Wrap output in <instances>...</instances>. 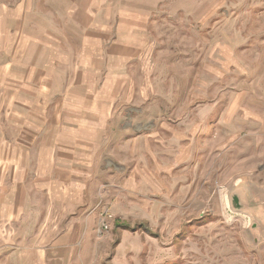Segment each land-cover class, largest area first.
Returning <instances> with one entry per match:
<instances>
[{"label":"rangeland","instance_id":"rangeland-1","mask_svg":"<svg viewBox=\"0 0 264 264\" xmlns=\"http://www.w3.org/2000/svg\"><path fill=\"white\" fill-rule=\"evenodd\" d=\"M55 140L96 154L76 209ZM0 264H264V0H0Z\"/></svg>","mask_w":264,"mask_h":264},{"label":"crops","instance_id":"crops-1","mask_svg":"<svg viewBox=\"0 0 264 264\" xmlns=\"http://www.w3.org/2000/svg\"><path fill=\"white\" fill-rule=\"evenodd\" d=\"M135 48L127 43L122 44H109L107 48H100V53L104 52L105 58L107 59H117L121 61L130 60L133 57H137L141 49ZM135 57V58H136ZM59 111H55L56 124L51 129L60 130L62 126L59 124ZM81 126H78L80 130ZM85 129V128H84ZM33 143V141L31 142ZM92 144L90 142H85V146L78 144L73 141L64 142L55 140L52 146H40L39 151L34 155L40 158H45L44 163H53L54 159H59L58 162L71 166L68 173H66L62 179H55L49 186L45 187L46 194L49 195L51 203L54 202L53 208L55 209L57 204L64 205L68 200H73L74 206L71 209L78 208L77 204L80 201L77 200L78 197L83 196L88 198V196L97 197L98 187L95 184V171L89 170V166L95 163L96 154L89 153L88 146ZM53 148V149H52ZM76 149H83L85 152L82 154L81 151ZM50 165V164H49ZM83 174V176H81ZM50 179V175L47 176ZM44 190V189H43ZM101 195L100 197H102ZM88 207V200L84 202L81 208ZM91 211V210H89ZM97 210H92L93 214L97 213ZM71 216L70 218H75L66 224L63 232L57 236H54L53 242L51 244V252L53 254V260L56 258L64 259L69 257L74 253V247L77 244V240H81V243H85L90 240L92 236H96L97 228L94 227V219L89 220L93 217L82 216ZM76 222L75 224H71ZM96 225V224H95ZM95 231V233H94ZM43 253V252H42ZM76 257V256H75ZM73 257L72 259H75Z\"/></svg>","mask_w":264,"mask_h":264},{"label":"built area","instance_id":"built-area-1","mask_svg":"<svg viewBox=\"0 0 264 264\" xmlns=\"http://www.w3.org/2000/svg\"><path fill=\"white\" fill-rule=\"evenodd\" d=\"M102 219H101V222H100V228L101 230H107L109 228V220H111V216L110 214L106 213V212H103L102 214Z\"/></svg>","mask_w":264,"mask_h":264}]
</instances>
